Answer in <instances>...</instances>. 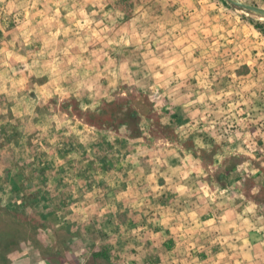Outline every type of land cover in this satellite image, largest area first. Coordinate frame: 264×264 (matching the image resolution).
I'll return each mask as SVG.
<instances>
[{
  "label": "rangeland",
  "instance_id": "374dc122",
  "mask_svg": "<svg viewBox=\"0 0 264 264\" xmlns=\"http://www.w3.org/2000/svg\"><path fill=\"white\" fill-rule=\"evenodd\" d=\"M235 1L0 0V264H123L113 147L178 142L264 218V0Z\"/></svg>",
  "mask_w": 264,
  "mask_h": 264
},
{
  "label": "crops",
  "instance_id": "0c3cea01",
  "mask_svg": "<svg viewBox=\"0 0 264 264\" xmlns=\"http://www.w3.org/2000/svg\"><path fill=\"white\" fill-rule=\"evenodd\" d=\"M95 157L102 165L96 172L107 186L99 190L111 193L107 206L115 207L119 216L123 204L144 209L139 218L135 210L128 212L132 235L112 251L123 257L119 263H264V218L257 204L228 195L225 178L230 170L214 166L205 172L200 154L184 152L178 142L169 150L159 146L119 152L113 147L91 159Z\"/></svg>",
  "mask_w": 264,
  "mask_h": 264
},
{
  "label": "water",
  "instance_id": "95a60500",
  "mask_svg": "<svg viewBox=\"0 0 264 264\" xmlns=\"http://www.w3.org/2000/svg\"><path fill=\"white\" fill-rule=\"evenodd\" d=\"M232 2L238 4V5H242L241 2L235 1V0H231Z\"/></svg>",
  "mask_w": 264,
  "mask_h": 264
}]
</instances>
